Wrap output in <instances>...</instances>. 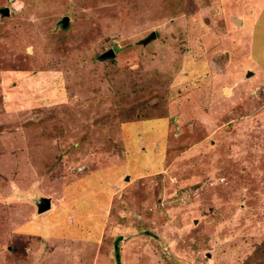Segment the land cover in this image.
Instances as JSON below:
<instances>
[{
  "label": "rangeland",
  "instance_id": "374dc122",
  "mask_svg": "<svg viewBox=\"0 0 264 264\" xmlns=\"http://www.w3.org/2000/svg\"><path fill=\"white\" fill-rule=\"evenodd\" d=\"M117 237L118 264H264V0H0V264Z\"/></svg>",
  "mask_w": 264,
  "mask_h": 264
},
{
  "label": "water",
  "instance_id": "95a60500",
  "mask_svg": "<svg viewBox=\"0 0 264 264\" xmlns=\"http://www.w3.org/2000/svg\"><path fill=\"white\" fill-rule=\"evenodd\" d=\"M2 12L7 13V8H4V9L2 10ZM235 21L237 22V20H235ZM154 37H155V32H151V33L145 38V40L148 41V40H150V39H152V38H154ZM107 54H108V55H113V51L110 49V50L107 52ZM247 74H248V75L251 74V71H248ZM115 246H116V245H115ZM116 256H118V253H116Z\"/></svg>",
  "mask_w": 264,
  "mask_h": 264
},
{
  "label": "trees",
  "instance_id": "16d2710c",
  "mask_svg": "<svg viewBox=\"0 0 264 264\" xmlns=\"http://www.w3.org/2000/svg\"><path fill=\"white\" fill-rule=\"evenodd\" d=\"M120 237H117V238H115V249H114V253H115V262H117V264L119 263V258L116 256V253H118V248H117V241H118V239H119Z\"/></svg>",
  "mask_w": 264,
  "mask_h": 264
}]
</instances>
